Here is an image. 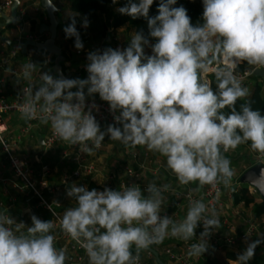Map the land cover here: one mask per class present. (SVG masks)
I'll return each instance as SVG.
<instances>
[{
	"label": "clouds",
	"instance_id": "clouds-1",
	"mask_svg": "<svg viewBox=\"0 0 264 264\" xmlns=\"http://www.w3.org/2000/svg\"><path fill=\"white\" fill-rule=\"evenodd\" d=\"M153 2L128 0L117 9L134 19L144 17L148 34L134 33L123 49L89 52L86 79L40 72L37 89L33 91L34 83L23 89L21 118L31 121L39 114L60 140L82 146L80 152L88 155L105 136L126 147L144 146L166 158V168L180 185L195 183L192 192L205 185L236 191L231 161L224 153L249 143L253 152L264 155V115L252 109L251 92L235 74L242 62L264 67V0H202V23L196 25L186 8L173 7L177 0H160L158 14L149 17ZM45 4L57 11L52 0ZM88 24L83 18L82 27ZM63 31L75 38L77 50L83 48L74 16ZM146 47L151 55H146ZM36 70L37 65L27 61L22 78L30 81ZM209 73L214 75L215 90L211 80L202 78ZM94 94L107 102L113 115V123L103 131L92 115L96 105L85 103ZM238 100H245L239 111ZM249 179L264 193V168L259 178ZM169 188L153 182L143 192L135 183L98 191L72 184L66 195L74 198L75 207L64 211L60 230L85 250L89 264H139L140 252L167 236L197 238L187 256L201 257L209 249L207 238L220 228V219L214 209L205 215L209 209L202 199H191L179 222L162 215V193ZM30 219L26 226L0 214V264H65L67 250L55 247L53 221L35 215ZM199 224L203 231L196 237ZM262 243L264 233L248 242L233 264H249Z\"/></svg>",
	"mask_w": 264,
	"mask_h": 264
},
{
	"label": "built area",
	"instance_id": "built-area-1",
	"mask_svg": "<svg viewBox=\"0 0 264 264\" xmlns=\"http://www.w3.org/2000/svg\"><path fill=\"white\" fill-rule=\"evenodd\" d=\"M11 0H0V13H5L9 11ZM25 15L24 9H16L15 22H21ZM14 22V23H15ZM18 28V25L16 26ZM117 27H112L110 24L106 27L104 31V36L109 37L112 42L116 41V36L114 35V29ZM117 31V30H115ZM119 32V31H118ZM27 38L33 39L32 36ZM35 39V38H34ZM105 41L102 39L100 43H94L85 41L83 42V48L77 50L74 48L71 50L73 54L77 57L75 67L77 69V74L82 75V71H86L87 55L91 51L103 50L105 49ZM111 47H116L111 45ZM116 49V48H115ZM19 52V39L16 38L14 43L10 47L6 46L3 42H0V71L9 70V73L20 76L23 72V69L16 70L12 67L11 59L14 55ZM66 55V53H65ZM70 57V56H69ZM71 58V57H70ZM74 58H71V62H74ZM256 68L254 66L246 65L244 69L240 72H235L238 78L241 80L242 85L248 87L250 83V78L252 76V71ZM211 74V73H209ZM209 74L206 78L209 80ZM4 81L0 77V149L5 157L10 174H3L1 169L4 168V165L0 163V214L9 215L17 223H20L18 220L21 218V215H13L9 213L10 207L15 202V198L11 195L12 190L26 195L29 198H34L37 201V204L49 214V220L53 221L54 228H58V235L54 241L55 247L57 249L65 248L67 260L65 264H89L88 257L85 250L71 239L66 233H63L60 230V219L62 214L58 211V204L54 201H49L43 195V191L48 192L51 195L60 194L59 185H68L71 183V180L88 177L89 175L96 172L95 166L91 161L85 159V153L80 152V145H70L68 142L60 140L52 131L50 123L44 124L39 118V114L35 119L31 121H25V124L19 129L16 135H8L9 131L5 123V116L8 113H20L21 109L19 103L23 99V89L28 85V83L22 84L21 90L14 98L9 99L5 97L3 93ZM75 91V89H72ZM87 106H91L93 103L96 105L92 109V115L95 116L101 128H106L107 125L113 123V115L109 111V106L107 102L102 101L99 98L98 94H94L93 97H87L85 101ZM39 108V105H37ZM87 111L88 108L86 107ZM45 125L46 132L42 137V145L44 148L50 149L52 147H61L62 157H67L72 163V168L69 171H63L58 177V185L50 183L49 180L52 178V173L49 172V169L45 165L40 166L38 171L30 165V160L27 155H21L19 153L14 154L10 148H16V141L20 140L22 136L28 134L29 130L32 127H39ZM15 140V141H14ZM91 145V142H88ZM102 145L98 149H94L93 153L98 152L101 149ZM142 157V161H148L152 163V169L150 170V175H155L156 172L161 169L160 163L157 159H154L153 155L149 150L143 149L139 153H131V157ZM252 156L254 157L257 163L264 165V155L253 152ZM143 163V162H142ZM140 168H143V164H140ZM121 176L125 178L126 182L121 181L117 190H121L124 185L138 184L142 188V183L140 180L141 172L137 169H133L128 165H123L121 168ZM109 178H112L113 175H109ZM17 181H20L21 184H18ZM118 185V183L116 184ZM109 188V186H106ZM113 187V186H111ZM191 184L189 185H180L171 188L170 190L163 192L164 201L168 202L169 209L163 214H167L172 219L177 217V214L182 211L184 208H188L189 201L191 199H202L203 202L208 206L209 211L205 215H209L212 209L215 211H220L221 209V191L222 185H217L216 187L205 185L201 191L192 192ZM219 193V194H218ZM166 198V199H165ZM171 198V200H170ZM16 225H13L15 227ZM221 231H212L209 235L208 244L209 249L207 252L201 255V257L189 258L187 256V250L190 244L196 243L197 238H193L189 241H184L182 239L174 240L168 245H163L161 247V254L163 255L167 263L171 262L172 264H200L205 261L209 252L214 249H224L231 251L235 254V258L228 261V264H233L236 256L239 252L247 246V243L252 239L259 230L261 229L264 233V222L257 221L253 217L241 218L240 222L236 220H226L222 221ZM203 231L202 224H199L196 228L197 236ZM58 239H60V244L58 246ZM150 252H148V255ZM139 264H143L141 260Z\"/></svg>",
	"mask_w": 264,
	"mask_h": 264
},
{
	"label": "crops",
	"instance_id": "crops-1",
	"mask_svg": "<svg viewBox=\"0 0 264 264\" xmlns=\"http://www.w3.org/2000/svg\"><path fill=\"white\" fill-rule=\"evenodd\" d=\"M54 3L61 5V3L57 2L56 0H54ZM37 4H38V0H19L17 10L19 8L24 9L25 15L23 17V20L21 22H15L13 25H11L7 29L5 27L0 29V35L6 37L10 41L9 44H6L5 42L0 41V42H3L4 44H6V46L10 47V45H12L14 43L16 38L19 39V52H17L14 55V57L11 59V63H12L11 65L13 68H15L16 70H21V69H23V66L27 61H31L37 65V70H36V72H34L32 74V79L30 81L24 80L22 78V74L20 76H17L15 74L9 73V70L0 71V77H2V79L4 81L3 93H4L5 97H7L9 99L14 98L15 95L20 92L22 84H24V83L36 84L33 87V91H35L37 89L39 83H41L40 72H49V74H52L51 70H50V67L52 64V58L50 56L51 54H48L44 51H37L33 47H28V46L25 49V55H26L25 59L23 58L22 54L20 53L21 43L25 39H27L28 36H32L33 39L35 38L37 40H43L48 36V34L46 32H43L41 34L37 33L39 25L41 23H46L45 14H44L43 10ZM28 6L32 7V8H31V10H29V12H26ZM62 10H63V6L61 5V10L55 13V16L58 17L60 20L59 24H61L62 22H61V18L59 17V15L57 13L61 12ZM8 13H9V11L5 12V14H8ZM31 21H33V28H31V26H30ZM0 22H2L1 18H0ZM17 25H18V28L16 27ZM117 28L119 31V33H117L119 35V38H124V40H131L132 36L130 37L129 33H127V31L124 29L123 26H119ZM123 32H124V34H123ZM57 34H58V29L56 31V36H57ZM128 37H130V39ZM59 39L63 40L64 45H66L65 49L63 48L64 50L60 47L61 50L66 53V58L62 63L63 68L68 70V72L70 73L71 79L80 78V76L77 74V69L75 67V64H73V62H71V58L69 57L70 52L66 51V49L69 45L66 44L65 40L63 38H61L60 36H59ZM80 39H81V42L83 43L85 41H89L90 38L87 39V37H80ZM72 47H74V46L69 47V51L72 50ZM149 55H151V54H149ZM87 75H88V73L86 71L83 72L81 75L82 78H80V79H86ZM248 84H249L248 88L250 89L251 80H250V83H248ZM23 120L24 119L21 118L20 113H14V112L8 113L5 116V123L7 125L8 131H9L8 135H16L18 133L19 129L25 124V123L22 124ZM46 127L47 126L42 125L39 127H32L29 130L28 135L24 138L26 140V142L24 143L26 149L28 148L30 150L35 151V154L40 153V151H42V152L46 151V149L42 145V137H43L44 133L46 132ZM104 129L105 128H101L102 131ZM106 137L107 136H105V138ZM24 139L20 138L21 144H19V145L23 144ZM122 147L125 151L127 150L126 152L130 153V155H128V156H130V159H128V161H131L130 164L134 163V161L137 160V162L136 161L135 162L137 163V166H138L137 170H139V166L142 163V159H141V157H137V156L132 158L131 153H134V152L137 153V151L140 152V150L146 149V147L138 146L137 151L132 147H126V146L124 147V145H122ZM15 152L18 153L17 151H15ZM150 153L153 155V157H157L162 161L161 162L162 165H161V169H160L161 175L158 177V179L161 177V178L165 179L166 181L168 180L169 182L168 183L166 182L165 184L170 185L169 190L171 189V185L173 182H174L175 186L178 185L179 183H178L175 175L172 174L171 171L166 168V158L162 157L157 152L150 151ZM251 153H253V151L250 152V154ZM86 155H88V154H86ZM34 158L35 157L32 158L33 162H38L41 160L40 157L36 158V159H34ZM126 158H127V155H126ZM85 159L88 160L86 157H85ZM66 162H68L71 165L69 159L66 160ZM69 168L66 167V169H69ZM54 171L55 170H53V172ZM62 172H63V170L59 171L57 173L54 172V175L52 178H56L58 180V177ZM146 176L147 177L149 176L150 178H152V176L149 173H147ZM52 178H51V180H49L50 183H52ZM84 178L85 177H83V179ZM143 178L145 179V177H143ZM236 181H237V177L234 179V182H236ZM74 182L75 181H72L70 184H68L67 187H64L63 188L64 192H66V190L69 188L70 185L75 184ZM89 183H92V182L87 181V184H86L87 189H88ZM149 183H152V182L148 181V184ZM142 184H143L142 187L144 188V186L146 185V181L144 180ZM196 186L197 185L195 183H191V187L195 188ZM42 191H43V195L45 196V198L47 200L52 201V202L54 201L55 203L58 204L57 209L60 212V214H62V215L64 214V211L67 208L75 207L74 198L68 197L66 199H63L62 195H61L62 192L60 194H57V195H51L48 192H45L44 190H42ZM98 191H102V190H98ZM16 193L17 192L14 190L11 191V195L15 198V202L13 203V205L10 207L9 210L12 212L13 215H22V216L24 215L23 216L24 219L19 218L18 221L20 223L23 222L26 226H28V224H27L28 222H30L29 224H31V219H30L31 215H35V216H37V218L40 219L41 214L43 213V209L37 204V201H34L35 200L34 198H29L24 194H18V193L16 194ZM222 194L223 193H221V195ZM170 200H171V198H170ZM220 200L222 203L221 209H220V211H215V212H216V215L220 219L221 226H222V221L224 219L229 220V221L230 220H236V221L240 222L241 218H245V217L255 218L253 216V208L251 206H243L241 203L232 204V202L230 200V194L228 195V199L224 200V198H222V196H221ZM168 209H169L168 203L166 201H164V205L162 207L163 212L161 214L163 215V213L168 211ZM187 209L188 208H184L182 211H180L177 214V217L175 220L176 222H179L180 220H182L186 216ZM210 215H211V213H209V216ZM255 219L259 222H261V221L264 222V212L258 218H255ZM221 226L219 229H213V231H218V232L221 231V229H222ZM195 232H196V230H195ZM261 233H263L262 230H260V232L257 233L248 242H251L252 240H256L260 236ZM196 236H197V232H196ZM179 239L180 238L167 236L161 244H158V245L154 244L153 245L152 249H154L157 252L158 257L160 256L159 259L161 260V262L163 264H169V263H167L165 261L163 255L161 254V247L163 245L170 244L174 240L177 241ZM225 251H228V250L223 249V251H222V249H217V248L212 249L209 252L206 260L200 264H224L225 262L228 263L229 259L224 258ZM133 255H135V254H133ZM221 255H222V257H221ZM148 256H149L148 251H146L141 258H143V257L147 258ZM252 261L255 262V264H264V243L260 244L256 248L255 256L251 260L250 264L253 263Z\"/></svg>",
	"mask_w": 264,
	"mask_h": 264
},
{
	"label": "rangeland",
	"instance_id": "rangeland-1",
	"mask_svg": "<svg viewBox=\"0 0 264 264\" xmlns=\"http://www.w3.org/2000/svg\"><path fill=\"white\" fill-rule=\"evenodd\" d=\"M56 1L59 2V3H62L63 10L61 12L57 13V14L61 18V22H63L64 17L68 13L67 9L65 7V4H66L67 0H56ZM31 8L32 7L28 6L26 12H29V10H31ZM113 10H115V9H113ZM104 17L105 16H103V15H99L98 19L96 20V24L95 25H93V26H89L88 25L87 28L83 27V35H82V37H87V39L90 38L89 42H91V43L92 42L100 43V41L102 39H104L105 44L104 43L103 44H104L105 48L111 47V45H115L116 46V47H111L113 49H115V48H120V49L126 48L129 45L130 40H124V38H119V35L115 33V32L119 33L118 32V28L114 29V33H115L114 35L116 36V41L115 42H112V40H110V38L108 36L105 37L104 34L100 35L98 33L97 26H100V25H102V24H104L106 22ZM59 26H60V24L58 25V27ZM115 30H117V31H115ZM123 34H124V32H123ZM54 41L59 47H61L62 49L63 48L65 49L66 45H64V41L63 40L59 39V35L58 34L55 37ZM72 46H74V45H72ZM69 47H70V45L67 47L66 51L70 52L69 55H70L71 58L76 59L77 57L73 54V51L72 52H71V50L69 51ZM74 48L75 47H72V50ZM80 78H82L81 75H80ZM250 80H251L250 87L253 85L254 81L264 87V76L263 77H251ZM27 135L28 134H25L21 138L24 139ZM25 142H26V140L24 139L23 144L19 145V144H21L20 140L16 141V145H15L16 148H14V149L10 148V150L14 154H17L15 152V151H17L21 155L22 154L23 155H27V157L29 158V160L31 162L30 165H32V167L35 169V171H38L40 169V166L45 165V167L49 169V172L52 173V175H54V172L57 173V172L62 171V170L65 171V170H68V169H66V167H68V168L70 167V164L68 162H66V160H68V158L67 157H62L61 147H58V146L52 147V148L46 150L45 152L40 151V153L35 154V151L30 150L28 148L26 149V147L24 145ZM101 145H102V147H101V149L98 152L92 153L91 155H86L85 156L89 161H91L94 164L96 172L91 174V175H89L88 177H85L84 179L83 178H78V179L71 180V182L75 181L74 182L75 185L86 187L87 186L86 185L87 181H91L97 187L96 190H103V188H105L107 185L109 186V189H113L116 183H118V186H119V183L121 181L126 182L125 178H123V176H121V168H122L123 165H128L129 167H131L133 169H137V167H138L137 163H136L137 160H135L136 162L134 161V163L130 164L131 161H128V159H130V156H128V155H130V153L126 152L127 150L125 151L123 149V147H122L123 144L120 141L109 139V137L107 136L104 139V141L101 142ZM250 152H252V150L250 149L249 146H246L245 144H241L234 151H229L227 153H224V155L227 156L228 158L237 159L235 164H231V167L233 168V171H234L233 185L232 186L235 187V189L238 188L241 183L239 184L237 182H234V179L240 174V171H242V169L247 164L254 163V161H255L254 157L252 156L253 153L250 154ZM126 155H127V158H126ZM38 156L40 157L41 160L38 161V162H33L32 158L33 157H35L34 159L39 158ZM154 159H157V161L160 163V165H162V163H161L162 161L159 158L154 157ZM63 162H65V163H63ZM142 162L143 163H141V164H143V168L139 167V171L141 172V176H140L141 183H143V181L145 180L146 182L147 181L152 182V183L156 182L157 186H162L166 182L167 183L169 182L168 180L166 181L165 179H163L161 177L158 179V177L161 175L160 174V169L156 172L155 175H152V178H150L149 176L147 177L146 176L147 173L151 174L150 170L152 169V163H150V162H148L146 160L142 161ZM0 163L4 165V168L1 169L2 173L3 174L5 173L6 175H9L10 174V170L8 168L7 161H6L5 157L3 156V153L1 151V149H0ZM53 170H55V171L53 172ZM109 175H113V177L109 178L108 177ZM10 176H11V174H10ZM143 177H145V179ZM17 183L21 184L20 181H17ZM52 183L54 185H58V180L56 178H52ZM67 186L68 185H65V186L59 185V188H60L59 191L62 192L61 195H62L63 199L68 198V196L66 195V192H64V190H63V188L67 187ZM111 186H113V187H111ZM176 186H175V184L173 182L172 185H171V188L176 187ZM16 190L17 189H15L14 191H16ZM247 191H249L251 193V195L254 196V197L258 196L257 193L255 192V190L252 187H250V186H247ZM221 193H223L221 195L222 198H224V200H226V199H228V195L231 193V189L230 188H225L222 185ZM18 194H21V193H18ZM55 195H57V194H55ZM9 213L11 214L12 212L9 210ZM23 219H24V217H23ZM173 220L175 221L176 217ZM29 223L30 222L27 223L28 226L31 225ZM58 230H59L58 228H54V226H53L52 234L54 236L58 235L59 234ZM260 230H259V232H260ZM60 243H61L60 239H58V246H59ZM222 251H223V249H222ZM145 252H146V250L141 251L140 252V256L142 257ZM221 257H222V255H221ZM143 258L145 259V257H143ZM153 259H154V257H153ZM154 261H155V259H154ZM155 263H156V261H155ZM170 263L171 262H169V264ZM250 263H251V261H249V264Z\"/></svg>",
	"mask_w": 264,
	"mask_h": 264
},
{
	"label": "trees",
	"instance_id": "trees-1",
	"mask_svg": "<svg viewBox=\"0 0 264 264\" xmlns=\"http://www.w3.org/2000/svg\"><path fill=\"white\" fill-rule=\"evenodd\" d=\"M159 2H160V0H154L153 4L150 6V9H149V13H148L149 17H154L155 15L158 14L157 9H158ZM127 3H128V0H116V3H113V0H67L65 7H66L68 13L64 17V20L60 24V26L59 27L57 26L58 35L65 40L66 44L72 46V45H74L75 38L74 37H66V35L63 31V29L69 23H71V18L73 16L75 17L77 31L80 33V37H82V35H83L82 20H83V18L86 17L87 20L89 21L88 25L93 26L96 24V20L98 19L99 15H103V16H105L104 18H105L106 22L100 26H97V31L100 35L104 34L106 27L108 26V24H110L112 27L124 26V29L127 31V33H129L130 37L134 33L140 32V31H143L145 36H147V34H148L147 20L144 17H137L134 19L127 14H121L117 11L118 8L125 6ZM61 5H62V3H61ZM178 6H183L184 8L187 9V14L191 18V22L193 25L202 23V20H201L202 12H203L202 0H177L176 5H173V7H178ZM114 8H115V10H113ZM30 26H31V28H33V21L30 22ZM9 27H10V25L6 26L5 28L7 29ZM130 37H128V38L130 39ZM149 39H150L151 43L156 42L154 38H149ZM145 53H146V55L152 54L151 48L146 47ZM62 55L64 56V58H66L64 51H62ZM50 56L53 59V56L52 55H50ZM74 60L75 61L73 62V64H76L77 60L76 59H74ZM246 65H247L246 62L240 63L238 65L236 71L237 72L242 71ZM61 68L64 69L62 64H61ZM82 73H83V71H82ZM51 75H53V74H51ZM208 77H209V80L212 81L211 86H212L213 90H215L216 83H215L214 75L209 74ZM251 77H253V76H251ZM249 90L251 92L250 100L252 102L251 103L252 109L253 110H259L261 115H264V87L254 81L253 85L250 87ZM242 103H245V100H238L236 102V108L238 111H239L240 105ZM223 111H225L227 113L229 110L226 108ZM24 123H25V120L22 121V124H24ZM244 144L246 146L250 147L249 143H244ZM137 148H138V146L135 147L134 149L137 151ZM141 151L142 150H140V152ZM137 153H139V152L137 151ZM228 159H230L231 164H235L237 161V159H234V158L233 159L228 158ZM63 163H65V162H63ZM255 163H257V162L247 164L242 169V171L244 169H246L247 167L255 164ZM70 166L71 167L66 171H69L72 168V166H73L72 163ZM242 171H240V173ZM238 177H239V175L237 176V181H236L237 183H239ZM154 183H156V182H154ZM116 184L112 190L118 189V185H116ZM147 185H148V181L146 182V185L144 186V188L143 187L141 188L142 192L147 187ZM247 186H248L247 184L243 183V184H240L238 188H236V191L231 190L230 200H231L232 204L241 203L243 206H251L253 208V216L255 218H258L264 212V206L261 205V200H260L259 196L254 197L251 195V193H249L247 191ZM92 189H97V187L93 183H89L88 190H92ZM144 194L147 195V193H144ZM34 201H36V199ZM23 216L21 215V218H23ZM40 219L42 221H48L49 220V214L45 210H43V213L41 214ZM150 248H153V245H151ZM133 254H136L135 251H133ZM224 258L229 259V260L234 259L235 254L231 251H225ZM140 260H142L141 262L143 264H155V261L153 259V255L151 253L149 254V256L147 258H145V259L140 258ZM224 264H228V263L225 262ZM252 264H255V262H253Z\"/></svg>",
	"mask_w": 264,
	"mask_h": 264
},
{
	"label": "water",
	"instance_id": "water-1",
	"mask_svg": "<svg viewBox=\"0 0 264 264\" xmlns=\"http://www.w3.org/2000/svg\"><path fill=\"white\" fill-rule=\"evenodd\" d=\"M11 1L12 2L9 8V13L8 14L0 13V18L2 19V22H0V29L9 25L11 26L15 22V14H16L17 6L19 4V0H11ZM52 2L54 3V0H52ZM38 5L45 14L46 23H41L39 25L37 33L41 34L43 32H46L48 36L43 40L29 39V38L25 39L21 43L20 53L25 59L26 58L25 49L28 46V47H33L37 51H44L48 54H51L53 56L52 64L50 67L51 73L54 76L62 73L65 78L71 79L68 70L61 68V64L63 63L65 58L62 55L61 48L57 46L54 42L56 37L57 26L59 25V21H60L59 18L55 16V13L61 10V5L55 4L57 11H52L50 8L46 7L45 0H38ZM0 41L9 44L8 43L9 39H7L2 35H0ZM252 76L263 77L264 67L262 69H254L252 71ZM261 168H264V165L260 163H255L247 167L239 174L238 182L241 184L243 183L247 184L248 186L252 187L257 193V195L260 197L261 205L264 206V193H261L258 189L254 188L251 185V180L249 179L250 176L252 178H259ZM146 251L150 252L153 255L157 264H163L159 259L157 252L154 249L149 247V249H147Z\"/></svg>",
	"mask_w": 264,
	"mask_h": 264
}]
</instances>
